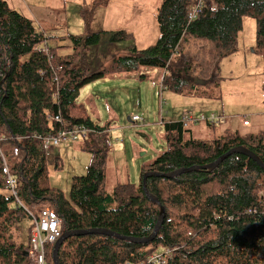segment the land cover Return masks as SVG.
<instances>
[{"label":"trees","instance_id":"16d2710c","mask_svg":"<svg viewBox=\"0 0 264 264\" xmlns=\"http://www.w3.org/2000/svg\"><path fill=\"white\" fill-rule=\"evenodd\" d=\"M110 1L95 0L93 8L107 7ZM197 1L162 0L156 18L160 32L157 41L143 49L130 46L116 54L109 67L90 73L93 67L85 68L89 47L100 44L108 34L111 44L117 46L132 40V32H92L89 18L93 13L87 9V32L70 35L74 52L61 57L57 54L59 46H50L48 54L40 49L47 38L32 19L7 0H0V139L25 206L7 195L0 159V264H30L26 256L33 230L30 213L37 214L46 207L61 217L62 234L105 228L136 238L152 235L165 208L163 224L150 242L98 233L73 235L59 249L61 264L140 263L165 249L172 252L168 264H264L261 164L243 153H233L215 169L165 176L209 165L236 147L253 152L264 164V131L227 130L207 141L196 138L188 127L202 121L187 122V114L179 121L163 119L166 149L142 166L138 182L120 183L108 192L109 123L96 122L89 109L77 102L83 87L108 73H139L140 78L156 75L141 74L147 68L158 69L160 78L168 72L163 78L164 91L220 99L212 92L220 90V62L240 50L238 38L245 17L257 19L255 51L264 60V0H207L198 17L190 21L189 10ZM58 65L64 69L57 71ZM224 121L203 122L216 130ZM76 126L89 131L83 140L93 157L86 173L73 177L66 194L50 185L44 139ZM15 148L19 149L17 156ZM147 173L156 174L148 177L147 188L160 204L146 196ZM53 251L54 244H48V264H55Z\"/></svg>","mask_w":264,"mask_h":264},{"label":"rangeland","instance_id":"374dc122","mask_svg":"<svg viewBox=\"0 0 264 264\" xmlns=\"http://www.w3.org/2000/svg\"><path fill=\"white\" fill-rule=\"evenodd\" d=\"M26 1L34 4L30 7L29 17L47 38V44L45 42L42 47L59 46L57 54L61 57L74 52V41L70 35L79 36L87 32L86 23L89 21L84 16L87 9L93 13L92 18H89L92 32L122 29L132 32V40L117 46L111 44L108 34L103 36L100 44L89 47L86 66H83L93 67L90 73H98L109 67L116 54H122L130 46L143 49L153 45L160 35L156 18L162 0H111L107 7L98 8H93L95 0ZM256 31V17H245L238 38L240 50L220 62V90H212L220 99H207V109L211 106L216 111L225 109V124L235 118L236 126L242 121L240 127H243L244 113L264 112V60L255 51ZM61 36L67 37L61 39ZM160 85L159 75L140 78L139 73H108L105 78L83 87L77 98L78 103L89 109L96 122L109 123L108 192H113L120 183L139 181L142 166L152 162L167 147L163 119L173 120L176 108L190 100L188 96L170 91H163L162 94L166 95L161 96ZM167 112L171 113L170 117ZM134 115H138L141 120L134 121ZM217 126L219 128L216 127L215 132L226 125ZM188 127L196 138L207 141L215 139V132L203 121L190 123ZM46 151L50 185L68 194L73 177L86 173L93 153L85 147L83 139L62 141L53 150Z\"/></svg>","mask_w":264,"mask_h":264},{"label":"built area","instance_id":"2783aa9c","mask_svg":"<svg viewBox=\"0 0 264 264\" xmlns=\"http://www.w3.org/2000/svg\"><path fill=\"white\" fill-rule=\"evenodd\" d=\"M207 0H198L196 5L193 6L188 13L189 20L192 21L198 17V15L201 13L205 2ZM216 4L213 3L212 9L216 10ZM41 50L45 51L46 53H50V47L47 45L45 47H40ZM50 58H53V56H50ZM57 71H62L64 69L63 65H58L55 67ZM160 74L158 69L150 70L145 69L141 72V74ZM168 75V72L164 73L162 75L161 80V91H164L166 87L163 83V78ZM57 77L55 80L57 81ZM155 84L157 85L158 82ZM164 103V101H163ZM185 121L187 122H197V121H210V122H219L223 121L225 118L224 116L217 115L215 113L211 114L210 116H207L205 114H201L200 116H196L193 114H187L185 116ZM57 120H60L59 117H57ZM134 121H140L141 118L139 116H133ZM249 121L245 120L244 124L249 125ZM89 131L86 130L85 127L82 126H76L74 128H71L66 131L59 132L58 135H51L47 136L44 139L45 142V149L46 150H53L55 145H58L62 141H68V140H79L84 139L88 136ZM38 138H42L43 136L38 135ZM14 155L17 156L19 154V149L15 148L13 151ZM0 159L3 163V172L5 174L6 178V192L7 195L10 197H14L16 202L19 204V206H24L20 195L18 191V180L17 177L13 175L11 172V168L8 164L7 157L5 153L3 152V149L1 147V139H0ZM33 223V230H32V237H31V249L28 252L30 264H48L47 263V245L48 244H55L57 240L62 235V219L58 215L57 211L53 208L46 207L42 208L38 211L37 214L30 213ZM172 252L169 249H165L162 252H156L153 255H151L146 261L140 262V263H126V264H168L169 258H171Z\"/></svg>","mask_w":264,"mask_h":264},{"label":"water","instance_id":"95a60500","mask_svg":"<svg viewBox=\"0 0 264 264\" xmlns=\"http://www.w3.org/2000/svg\"><path fill=\"white\" fill-rule=\"evenodd\" d=\"M233 153H243V154L249 156L250 158L254 159L255 161H257L264 168L263 162L253 152L249 151L248 149H246L244 147H236V148L231 149L229 152H227L226 154L221 156L219 159H217L215 162H213L209 165L191 167V168H187V169L184 168V169L177 170V171L170 173V174H165V176L174 177V176H177L181 173H185V172H189V171H193V170H198V169H206V170L215 169L224 159H226L228 156L232 155ZM152 175H156V174L155 173L145 174V176H144V189L146 192V196L152 202L160 204L159 199L157 197H155L152 193H150L148 188H147V179L149 176H152ZM158 175L160 176V174H158ZM165 216H166L165 208L162 207V211H161V214L159 216V219H158V222H157V225H156L154 232L152 233L151 236L146 237V238H136V237L124 236L122 234H119L117 232H114V231H111V230L105 229V228L66 231L61 235V237L54 244V251H53L54 263L55 264H61L60 260H59V249H60L63 241L70 236L98 233V234H105V235H109V236L118 237V238L129 240V241H134V242H138V243H147V242H150L151 240H153L157 236L158 231L160 230V228L163 224ZM28 255H29V253L27 252L26 256H28Z\"/></svg>","mask_w":264,"mask_h":264},{"label":"crops","instance_id":"0c3cea01","mask_svg":"<svg viewBox=\"0 0 264 264\" xmlns=\"http://www.w3.org/2000/svg\"><path fill=\"white\" fill-rule=\"evenodd\" d=\"M9 4H13L14 8L19 10L20 12L24 11L25 15L27 17L30 16V7H33V3L27 2L26 0H8ZM12 6V5H11ZM22 10V11H21ZM30 18V17H29ZM158 75V74H156ZM161 77V76H160ZM166 95L163 94V96ZM169 100V97L167 98ZM190 100H188L185 104L182 103V105L179 108H176V111L174 112V118H172L173 120H182L183 116L185 114L188 113H192L195 115L198 114H211L214 112H218L220 113V115L225 116L226 117V113L225 109H219V111H216L215 109H213L214 106H211L209 109H207V99H198V98H189ZM205 101V102H204ZM168 117L171 116L170 112H167ZM170 114V116H169ZM136 116V115H134ZM249 116L252 117V119H249ZM169 119V118H168ZM242 120V119H241ZM245 120H250L249 125H245L243 124V127H240L242 124V121H240V124L236 126V119L233 118L230 120V122L228 124H225L227 122V120H225V122H223L220 126H225L223 128L220 129V131H217V129H213L212 132H215V134H213L214 136L220 133H225L227 130H240L241 132H257L259 130H264L263 126L264 125V112L262 113H253L252 111L248 112V113H244V117H243V123ZM98 122V121H97ZM99 123V122H98ZM240 127V128H239ZM219 128V127H218Z\"/></svg>","mask_w":264,"mask_h":264},{"label":"clouds","instance_id":"9594fccd","mask_svg":"<svg viewBox=\"0 0 264 264\" xmlns=\"http://www.w3.org/2000/svg\"><path fill=\"white\" fill-rule=\"evenodd\" d=\"M9 3V2H8ZM12 7V6H11ZM14 8V7H13ZM19 11V10H18ZM25 15V14H24Z\"/></svg>","mask_w":264,"mask_h":264},{"label":"bare ground","instance_id":"6f19581e","mask_svg":"<svg viewBox=\"0 0 264 264\" xmlns=\"http://www.w3.org/2000/svg\"><path fill=\"white\" fill-rule=\"evenodd\" d=\"M8 160V159H7ZM9 163V162H8Z\"/></svg>","mask_w":264,"mask_h":264}]
</instances>
